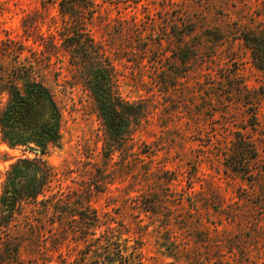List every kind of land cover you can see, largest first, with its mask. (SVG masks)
<instances>
[{
	"label": "rangeland",
	"instance_id": "1",
	"mask_svg": "<svg viewBox=\"0 0 264 264\" xmlns=\"http://www.w3.org/2000/svg\"><path fill=\"white\" fill-rule=\"evenodd\" d=\"M90 2L85 34L103 48L117 97L146 109L115 151L61 45L60 0H0V83L39 59L36 78L63 114L61 146L45 156L62 187H94L101 212L142 220L146 264H264V71L243 40L264 32V0ZM7 101L0 88V111ZM238 134L258 152L247 176L226 166ZM23 156L35 154L12 149L0 128V194Z\"/></svg>",
	"mask_w": 264,
	"mask_h": 264
},
{
	"label": "trees",
	"instance_id": "2",
	"mask_svg": "<svg viewBox=\"0 0 264 264\" xmlns=\"http://www.w3.org/2000/svg\"><path fill=\"white\" fill-rule=\"evenodd\" d=\"M59 4L67 33L61 45L93 96L112 148L120 150L133 120L139 121L146 109L117 97L103 48L85 34L95 13L90 0ZM243 40L253 63L264 71V32L244 33ZM179 60L191 59L181 53ZM39 62L13 65L0 83L8 94L0 111L2 138L12 149L35 154L18 158L6 173L0 194V264H146L142 220L126 224L101 212L92 200L102 191L94 187L64 190V174L46 160L51 148L61 146L63 114L50 88L36 78ZM224 156L230 170L247 176L258 152L251 139L238 134Z\"/></svg>",
	"mask_w": 264,
	"mask_h": 264
},
{
	"label": "water",
	"instance_id": "3",
	"mask_svg": "<svg viewBox=\"0 0 264 264\" xmlns=\"http://www.w3.org/2000/svg\"><path fill=\"white\" fill-rule=\"evenodd\" d=\"M35 152H36V153H38V154H40V153H41V151H40V150H35Z\"/></svg>",
	"mask_w": 264,
	"mask_h": 264
}]
</instances>
